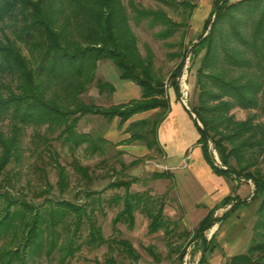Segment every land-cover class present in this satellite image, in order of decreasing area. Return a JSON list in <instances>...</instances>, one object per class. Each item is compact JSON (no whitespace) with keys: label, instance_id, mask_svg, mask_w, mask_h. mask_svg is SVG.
<instances>
[{"label":"trees","instance_id":"16d2710c","mask_svg":"<svg viewBox=\"0 0 264 264\" xmlns=\"http://www.w3.org/2000/svg\"><path fill=\"white\" fill-rule=\"evenodd\" d=\"M156 1L171 7L182 5L191 10L189 17L196 8L195 0ZM144 20L151 28L160 26L155 34L165 40L173 37L183 26L182 22L174 21L165 9L144 8L134 0L127 3L125 0H0V123L8 126L7 131L0 127V201L3 203L0 240L12 232L15 238L12 242L19 238L22 246L21 250L2 247L0 264H12L14 260L28 264L25 261L27 255L35 264L36 258L43 255L51 259L55 251L60 253L59 263L64 264L80 249L79 245L72 246L71 241L77 237L85 216L89 220L90 244L101 246L109 241L116 242L125 253L123 257L131 259L129 264H139L141 255L129 240L105 238L87 211L79 212L72 202L49 200L50 205L44 208L12 194L7 187L13 185L6 178L5 171L13 161L21 160L23 136L28 127H34L37 136L43 127L49 134L58 131L56 138H63L76 147L87 144V151L97 153L102 146L93 136L76 130L79 121L88 115L103 117L108 122L118 118L122 127L136 114L161 109L153 118L129 122L125 130L129 137L118 143L147 141L151 134L153 138L147 141V146L149 149L158 148V126L170 103L166 83L155 69L154 53L150 49L145 55L141 53L138 36L132 27V21L141 25ZM183 42L182 39L181 46ZM190 53L192 60L187 81L198 90V95L195 102L188 100L189 109H186L192 117V114L196 116L193 119L201 134L198 143L205 159L217 174L252 181V199L261 198L247 251L231 258L227 264H264V121L259 119L264 117V0H215L198 41L191 43L185 52L170 54L172 58H181L169 78V87L179 101L182 95L180 78ZM198 58L199 66L194 74ZM101 61L111 62L121 80L138 85L141 97L109 107L93 101L85 102L82 95L93 84L101 94L115 91L113 83L97 78ZM237 107L257 112L245 120H236L232 110ZM44 138L49 141V138ZM98 141L101 144L108 142L104 137H99ZM210 142L221 165L213 158ZM49 148L48 142L45 149ZM75 168L90 178L88 167L76 163ZM60 170L58 183L65 187V169ZM153 176L155 179L169 177L165 172H157ZM136 181L137 178L115 179L110 183L111 187L125 188L123 208L114 218V224L123 221L132 227L134 213L141 209L151 219L149 233L163 229L166 235H171L174 229L170 228L171 221L164 218V203L161 202L153 213L155 199L129 191ZM92 193L87 190L86 195L91 196ZM119 199L120 196L114 198L115 201ZM232 201V197L225 198L195 230L194 238L201 242L203 248L202 263L211 249V241L207 240L205 232L240 206L249 204L247 200ZM231 203L232 206L221 217H214L218 208ZM38 208L42 217L45 212L52 215L61 211L64 219L61 224L66 222L70 211L76 214L72 235L62 241L61 247L59 241L49 240L50 234L46 236L45 230L42 234L35 232L34 238L30 232L26 237L33 219L29 217L35 214L32 210ZM45 209L48 211H43ZM63 228L67 234L71 231L69 224H64ZM55 236L60 240L63 238L61 232ZM106 262L126 264L125 260L119 261L113 255Z\"/></svg>","mask_w":264,"mask_h":264},{"label":"rangeland","instance_id":"374dc122","mask_svg":"<svg viewBox=\"0 0 264 264\" xmlns=\"http://www.w3.org/2000/svg\"><path fill=\"white\" fill-rule=\"evenodd\" d=\"M134 1L144 8L157 9L161 7L166 10L174 21L183 23V26L180 27L173 37L165 40L155 34L160 29V26L151 28L146 20L141 25H136L132 21V27L138 36L141 53L145 55L148 49L154 53L155 69L163 77L167 91H173L169 87V78L172 71L181 61V58H172L170 54L180 51L185 52L191 43L198 41L203 32L204 22L209 17L215 0L193 1L196 8L192 12L191 17L188 16L191 10L185 9L182 5L171 7L162 5L156 0ZM180 1L177 0V2ZM127 2L128 0H125V3ZM1 32L0 30V37L2 36ZM182 39L184 41L183 46L180 44ZM191 60L192 54L190 53L186 58L183 74L180 78V91L182 99V88H185L184 83H186L188 86V100L190 99L191 102H195L198 90H195L188 81H185V78L187 80L189 78L188 68ZM199 60L198 58L193 69L194 74L199 66ZM115 71L116 78H110ZM97 78L105 81L110 78L108 81L118 87V90L112 94L108 92L101 94L97 86L93 84L82 95V99L87 103L93 101L97 105L109 107L127 100L133 94L132 92L127 95L124 94L125 91L121 86L129 83L119 78L117 69L109 61H101L99 63ZM137 88L141 92L140 87L137 86ZM253 112L257 111L244 110L238 107L232 110L236 120H245ZM153 117L155 115H152L150 118ZM259 119L264 121L263 116ZM6 125V123H0V127L3 126V129L7 131L8 126ZM128 125L129 123H126L120 127L118 118L112 122H108L100 116L88 115L82 118L76 130L79 133H88L93 136L98 144L102 146L97 153L87 151V144L76 147L71 142H66L63 138H56L59 134L58 131L49 134L45 132V128L43 127L40 129V135L37 136L36 129L28 127L23 136L21 160L18 162L13 161L5 171L6 178L11 180L13 185V187L8 186L7 188L12 194L18 195L38 206L43 205L44 208L50 205L49 200L53 202L61 201L62 199L70 201L79 212L84 213L87 211V214L92 217L95 224L101 228V232L105 238L110 239L115 237L129 240L141 255L139 264H167V261L181 257L191 236L195 234L196 228L185 230L182 227L179 220L180 212L178 208L175 209V212L168 210L169 215L167 214V200H172L170 188L173 183L170 177L155 179L153 176L157 172L170 171L167 167V169H164L161 166V146L159 147L158 144V148L154 147L152 149H149L147 146V141L153 138L152 135L149 134L147 136V141H136L132 144L124 143L118 145L124 138L129 137V134L125 133ZM44 137L49 138V141H45ZM99 137H104L108 142L101 144L98 141ZM48 142L50 145L49 150L45 149ZM212 155L215 159V154L212 153ZM76 163L89 168L90 178H86L76 170ZM61 168L65 169L64 173L67 176V185L65 187H62L58 183ZM133 178H137L138 181L131 185L129 191L143 194L145 198L148 195L155 199L156 207L153 208V213L158 210L161 202L164 203V218L171 221L170 228L174 229L171 235H166L163 229L157 233H149L148 226L151 219L141 209L135 211V222L132 227L123 221L117 225L114 224V218L123 208L125 188L111 187L110 183L115 179L130 180ZM87 190L93 191L91 196L86 195ZM116 196H120L119 201L114 200ZM258 199H253V204L249 203L242 206L253 207L257 204ZM2 207L3 203L0 201V209ZM39 208L34 211L32 210V213L35 212L38 215L33 214L32 217H29L33 219L30 220L26 237L29 232L32 237L35 232L42 234V230H45L46 236L50 234L49 240L59 241L61 247L62 241L72 235V231L74 230L73 222L77 217L76 214L74 211H70L69 217L65 220L64 224H69L71 229L67 234L63 228L64 224H61V221L64 220L61 211H55L52 215L45 212L42 217V214H40L42 212L39 213ZM43 211L48 210L45 209ZM34 217H36L35 220ZM87 217L82 218L77 237L71 241L72 246L77 247L79 245L80 249L74 257H69L64 264H108L106 260L112 255L119 261L125 260L126 264L131 263V259L123 257L125 253L116 242L109 241V243L101 246L89 243L90 227ZM58 232L62 233L63 238L61 237V240L59 236H55ZM14 239L12 232L7 237L2 238L0 240V249L7 246L12 250H21L20 239L18 238L12 242ZM59 258L60 253L55 251L51 259L43 255L41 258H36L35 264H60ZM25 261L28 264H33L29 255L25 257ZM19 263V261L14 260L12 264Z\"/></svg>","mask_w":264,"mask_h":264},{"label":"crops","instance_id":"0c3cea01","mask_svg":"<svg viewBox=\"0 0 264 264\" xmlns=\"http://www.w3.org/2000/svg\"><path fill=\"white\" fill-rule=\"evenodd\" d=\"M115 75L116 71L110 78H116L117 75ZM128 83L120 86L124 89L125 95L131 92L133 94L118 104L141 97L142 93L137 88L138 85L135 86L136 84L131 81ZM117 90L118 87L115 86L114 92ZM167 95L170 108L157 130L158 144L159 147L161 146V166L164 169L166 167L169 169L170 172L166 171L165 173L169 175L173 183L170 188L172 200H167V214L168 210L175 212V209L178 208L182 227L185 230H190L197 229L199 223L210 211L221 205L227 197L233 198L232 203H236L238 200H247L253 204V186L246 181L213 171L198 143L201 134L191 113L177 99L173 91L168 90ZM160 111L161 109H154L136 114L129 122L150 118ZM190 161L192 162L189 163ZM232 203L218 208L214 212V217L216 214L221 217L229 210ZM260 203L261 198L253 207H239L230 216L217 223L213 229V236L209 240L211 249L206 253L204 263H202L203 248L201 245L198 247L201 252V264H227L231 258L247 251L254 234L253 227ZM225 207L227 210L222 211L221 209ZM167 264H182V255L178 259L173 258L167 261Z\"/></svg>","mask_w":264,"mask_h":264},{"label":"built area","instance_id":"2783aa9c","mask_svg":"<svg viewBox=\"0 0 264 264\" xmlns=\"http://www.w3.org/2000/svg\"><path fill=\"white\" fill-rule=\"evenodd\" d=\"M185 81H187V79L185 78ZM185 88H182L183 91V97L181 99L183 105L188 108V86L186 85V83H184ZM210 150L212 153L215 154V158L217 159L216 163L218 165H221V162L219 160V157L217 156V152L213 147V144L210 142ZM167 169V168H165ZM248 183H250L253 188H254V184L252 181H248ZM222 211H226L227 208H222ZM216 217H218L219 215L216 214ZM218 223V222H217ZM217 223H215L209 230H207L205 232V237L207 238V240H210L213 236V229L217 226ZM201 245V242L198 239L194 238V235L191 236V239L188 243V245L186 246L184 253L182 255V264H201V252L198 249V247Z\"/></svg>","mask_w":264,"mask_h":264},{"label":"water","instance_id":"95a60500","mask_svg":"<svg viewBox=\"0 0 264 264\" xmlns=\"http://www.w3.org/2000/svg\"><path fill=\"white\" fill-rule=\"evenodd\" d=\"M187 109H189V107L187 108ZM193 115V117L196 119V116L194 115V114H192ZM199 125L201 126V123H199ZM216 159V158H215Z\"/></svg>","mask_w":264,"mask_h":264}]
</instances>
